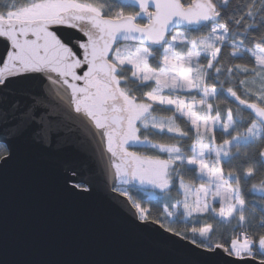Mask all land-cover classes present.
I'll return each mask as SVG.
<instances>
[{"label":"snow or ice","instance_id":"obj_1","mask_svg":"<svg viewBox=\"0 0 264 264\" xmlns=\"http://www.w3.org/2000/svg\"><path fill=\"white\" fill-rule=\"evenodd\" d=\"M130 3L0 0V264H264V179L251 185L259 205L244 195L264 171V0ZM29 140L73 147L111 175L137 258H43L10 240L9 176L45 180ZM130 184L182 199L153 216ZM57 186L70 201L94 193L73 162ZM178 215L191 225L165 222ZM214 224L231 239L214 240Z\"/></svg>","mask_w":264,"mask_h":264},{"label":"water","instance_id":"obj_2","mask_svg":"<svg viewBox=\"0 0 264 264\" xmlns=\"http://www.w3.org/2000/svg\"><path fill=\"white\" fill-rule=\"evenodd\" d=\"M119 3L125 8L132 7L130 0H119ZM26 143L45 180L32 184L19 176H9L3 208L10 240L26 238L43 258H137L139 246L121 242L130 206L111 191L114 184L111 175L103 167H94L87 155L73 147L53 145L51 149H41L32 146L30 140ZM68 162L75 163L81 176L91 182L94 188L91 197L70 201L59 194L57 181ZM132 186L135 184L125 187ZM160 251L168 254L165 248ZM236 264H259V261H237Z\"/></svg>","mask_w":264,"mask_h":264},{"label":"trees","instance_id":"obj_3","mask_svg":"<svg viewBox=\"0 0 264 264\" xmlns=\"http://www.w3.org/2000/svg\"><path fill=\"white\" fill-rule=\"evenodd\" d=\"M236 0H233V3H235ZM125 9H130V8H125ZM156 61H153V63H155ZM158 107V106H157ZM222 107H225V105H222ZM155 115H157L158 117H162L163 115H166L165 113L161 112V111H156L154 113ZM165 142H173V141H165ZM191 141H188V144L185 145V147H187L188 145H190ZM251 151V150H250ZM264 179V171H258L255 175L254 178H252L248 184H246L244 186V195L246 196V198L248 199V201L250 203H254L259 205L261 203V201L259 200L260 197V193L258 192H253L251 191V185L252 184H259V182ZM131 191V194L133 195L134 198L143 201L145 203V206L148 207L152 213L153 216H161L162 212H163V206L165 203V200L168 201V203H175V201L177 199H182V197H178L176 195V190L174 189L170 195L168 197H161L158 196L159 194H157L156 196H150L149 192L147 193L146 190L139 188V187H129L128 188ZM179 215H178V219H179ZM180 220L177 221H165L166 223H170L172 227L176 228L177 230H181L186 226H190L192 221L188 220V222H182ZM209 222H213L211 218H209ZM214 228H215V234L213 239L214 240H230L232 237V226L225 224L223 226L221 225H217L214 224Z\"/></svg>","mask_w":264,"mask_h":264},{"label":"rangeland","instance_id":"obj_4","mask_svg":"<svg viewBox=\"0 0 264 264\" xmlns=\"http://www.w3.org/2000/svg\"><path fill=\"white\" fill-rule=\"evenodd\" d=\"M155 115V114H154ZM158 119L159 118H161V117H158L157 115H155ZM137 185V187H139V188H141L138 184H136ZM142 189H144V190H146V192L148 193L149 192V194H150V196H156L157 194H159V192H158V190H152L150 187H147V186H145V187H143ZM256 192H258V191H256ZM258 193H260V192H258ZM261 194V193H260ZM180 219H183V218H179L178 219V216L177 217H175V218H173V220L174 221H177V220H180ZM183 223L184 222H188V220H181ZM191 221V220H190ZM170 222V221H169Z\"/></svg>","mask_w":264,"mask_h":264},{"label":"bare ground","instance_id":"obj_5","mask_svg":"<svg viewBox=\"0 0 264 264\" xmlns=\"http://www.w3.org/2000/svg\"><path fill=\"white\" fill-rule=\"evenodd\" d=\"M127 8V7H126ZM136 185V184H135ZM137 186V185H136ZM158 196H160V195H158ZM164 207V206H163Z\"/></svg>","mask_w":264,"mask_h":264}]
</instances>
